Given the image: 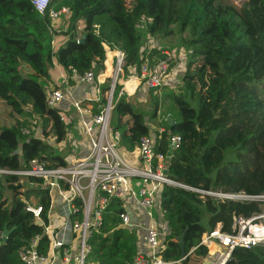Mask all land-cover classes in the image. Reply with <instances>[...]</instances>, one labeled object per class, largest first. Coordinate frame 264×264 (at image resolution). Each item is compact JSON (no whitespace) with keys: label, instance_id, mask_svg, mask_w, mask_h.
Masks as SVG:
<instances>
[{"label":"trees","instance_id":"trees-1","mask_svg":"<svg viewBox=\"0 0 264 264\" xmlns=\"http://www.w3.org/2000/svg\"><path fill=\"white\" fill-rule=\"evenodd\" d=\"M218 1L136 0L129 7L127 0H60L58 5L54 0L52 9L65 7L69 13L53 24L49 13H38L32 0H0V97L4 106L24 118L0 132V168L24 170L33 160L49 167L67 165L49 143H64L73 126L61 121L58 111L48 116L49 94L61 88L53 80L57 67L70 83L74 71L80 75L107 71L109 52L120 50L125 53L123 72L139 75L146 59L154 66L167 58L157 46L144 49L145 36L179 34L189 60L180 94L164 95L171 107L166 108L169 114H162V134L123 97L124 84H117L112 125L122 132V145L133 150L142 137L151 136L158 150L166 153L170 137L180 135L182 146L173 153L169 178L205 191L263 194L264 0H249L240 10ZM143 19L146 26L141 28ZM111 77L110 73L103 96ZM162 102L157 98L154 118ZM31 117L41 119L42 137L23 133ZM32 181L42 184L39 179ZM6 189L12 193L11 202L5 197ZM25 200L43 206L46 225L52 207L49 189L26 190L16 176L0 178V264H23L20 250L34 236L43 235L44 228L26 210ZM76 203L81 211L82 203ZM161 207L171 229L161 255L171 262L182 260L180 237L185 234L187 257L182 264L203 262L208 249L201 242L207 231L219 223L229 230L234 214L251 217L260 211L254 202L203 201L194 192L171 186L162 191ZM123 211L118 201L111 203L91 241L86 264H133L139 234L120 227ZM205 216L207 225L202 223ZM5 228L12 230L7 240ZM49 245L43 236L40 251L46 252ZM227 264H264V247L236 249Z\"/></svg>","mask_w":264,"mask_h":264},{"label":"built area","instance_id":"built-area-1","mask_svg":"<svg viewBox=\"0 0 264 264\" xmlns=\"http://www.w3.org/2000/svg\"><path fill=\"white\" fill-rule=\"evenodd\" d=\"M53 1L32 0V4L41 15L49 13L51 22L56 24L62 15L69 13V9L64 7L54 10L51 8ZM139 26L144 28L146 21L143 19ZM108 56L114 65L109 68L112 77L106 87L105 96L103 89L106 80L101 78L105 76L106 71L98 75L92 71L84 75L74 71L72 80L91 87L94 95L71 101L70 84L66 80L67 89L58 88L49 94L48 98V116L58 111L63 122L73 121L66 113L69 106L65 110L58 108L66 101L72 104L89 142L85 155L70 161L67 159L65 166L49 167L40 160H33L24 170L0 168V178H23L29 183V188L49 189L51 196L52 207L46 225L42 219L43 206L31 205L25 200L26 210L34 216L35 223L36 220L42 222L44 232L43 235L34 236L20 250L23 264H55L58 258H61L63 264H86L92 251L91 241L103 226L105 215L114 200L124 209L119 214L120 227L136 229L139 234L141 244L138 242L133 264H182L186 258L171 262L161 255L166 249L165 240L171 235L169 222L165 219V212L161 207L165 186L194 192L203 201L209 198L216 203L240 201L259 204L260 211L251 217L234 214L229 230L223 229L219 223L215 229L203 235L201 245L208 249V255L201 264H227L236 249L252 250L264 247V193L249 195L245 192L205 191L185 186L169 178L167 172L173 153L182 146L180 135L170 137L169 151L166 153L158 150V144L151 136L142 137L139 145L133 150H128L122 145V132L113 127L112 119L114 94L118 79L123 75L125 53L116 50L109 52ZM171 61L168 53L165 60L154 66L146 59L136 77L149 90L162 87L169 76ZM159 132L162 134L164 129H159ZM23 133L30 135V130L24 129ZM32 179H39L42 184L35 183ZM56 196L61 198L62 203L56 213L58 221L51 218ZM76 201L82 203L81 211ZM134 206L140 209L139 213L145 215L148 221H133L132 215L137 213L130 209ZM43 236L48 237L50 245L47 251L42 253L39 245Z\"/></svg>","mask_w":264,"mask_h":264},{"label":"rangeland","instance_id":"rangeland-1","mask_svg":"<svg viewBox=\"0 0 264 264\" xmlns=\"http://www.w3.org/2000/svg\"><path fill=\"white\" fill-rule=\"evenodd\" d=\"M248 1L249 0H221L222 3L232 6L237 10L242 9L245 3ZM55 2L56 5H58L60 0H55ZM127 3L129 7H132L136 3V0H127ZM156 46L159 47L161 50L166 51V53H168L172 58L171 70L169 72L168 78L164 82V85L157 89H153L152 90L153 92H151L148 88L144 87L143 83L139 82V78H138V83H139L138 86L137 84L130 83L128 86L127 85L124 86L122 92L123 94H126L123 97L127 98V101L132 104L136 112L142 113L146 117V123L152 128H154V130L160 128V122L163 118L162 114L163 113L169 114L166 108L171 107V101L164 98L165 97L164 95L169 96L173 92L180 94L181 87L183 84L182 80L185 75V71L187 70V63L189 60L188 49L187 47L182 45L181 36L179 34H176L171 37H162V36L153 37L149 35L145 36L143 43L144 49L150 50L155 48ZM59 48L60 47H58L57 50H59ZM111 65H113V63L112 64L110 63L109 66ZM57 69H61V68L57 67ZM61 71L63 73L62 69ZM136 74L134 72L130 74H125L123 72V75L119 77L117 84L118 85L122 83L125 84V81L130 80L132 77L137 78ZM53 80L55 83L57 84L60 83L61 86H63V82L66 81L67 78L65 74L64 77H62V75H60V72L58 70L57 74L53 75ZM91 91L92 90L90 89L89 90L90 95H91ZM118 97L119 95L116 94V99H118ZM157 98H161V99L163 98L165 104L163 102H162L163 104H160L161 112H158L157 117L154 118L153 110ZM10 113L12 114V116L10 115ZM66 113L70 116V118L74 122L73 127H71L69 131L68 137L61 145L55 143L54 141H49V143H52V145L56 148L55 150L58 154H60L61 156L65 157L70 161L85 155L86 150L89 147V142L87 137L85 136L82 122L76 116L72 104L69 105V110ZM113 118H114V114H113ZM18 120L23 121L24 120L23 116L16 114V112L12 110V107L4 106V101L0 97V132L5 128H11ZM28 120L30 121V125L28 128L30 129L31 136L42 137L43 123L41 119L38 117L37 118L31 117ZM23 129H26V127H24ZM19 179L20 182L24 185L25 189H29V183L23 178H19ZM10 196H11V192H8V190H6V197L9 198ZM10 202H11V197H10ZM130 211L139 213L140 209L137 206H134L133 208L130 209ZM207 220H208V216H205L202 220V223L204 225H207Z\"/></svg>","mask_w":264,"mask_h":264},{"label":"crops","instance_id":"crops-1","mask_svg":"<svg viewBox=\"0 0 264 264\" xmlns=\"http://www.w3.org/2000/svg\"><path fill=\"white\" fill-rule=\"evenodd\" d=\"M56 44V43H55ZM160 49V48H159ZM111 61H113V60H110V59H108V62H109V64L111 63H113V62H111ZM111 66H113V65H111ZM110 66V67H111ZM109 67V68H110ZM108 68V69H109ZM107 69V71H106V73H105V76H103L101 79H107L108 78V76H109V74L110 73H112V71L109 69L108 70ZM59 70V72H60V75H62V77H64V72L62 73V71H61V69H58ZM64 79V78H63ZM71 82H73V83H71ZM69 84H70V90H71V94H72V97H71V101L72 100H82V99H84L85 97H87V96H93L94 95V93H93V91H91V95L89 94V90L91 89V87H89L88 85H86L85 83H77V82H75V81H71ZM64 83H65V86H64ZM130 83H134V84H137V86L139 85V83H138V78H135V77H132L131 79H130V81L129 80H127V81H125V84H124V86L125 85H129ZM57 84V83H56ZM61 88H63V89H67V83H66V81H64L63 82V86H61V84L59 83L58 84ZM135 86V85H134ZM133 86V87H134ZM105 87V86H104ZM69 102L68 101H66V102H64L63 104H61L60 106H59V110H65L69 105ZM72 124L74 125V122L72 121ZM73 127V126H72ZM6 190H8V189H6ZM6 190L4 191V194H5V197H6ZM27 190V189H26ZM8 192H11L10 190H8ZM11 196H12V193H11ZM10 196V197H11ZM10 197L8 198V197H6L7 199H9L10 200ZM54 207H53V210H52V213H51V218H53V219H55L56 221H58V218H57V211H58V209H59V207H61V198L60 197H58V196H56V198H55V201H54ZM132 218H133V221L134 222H136V223H138V222H140V220L141 219H144V220H146V221H148V219L145 217V215H143L142 213L140 214V213H137L136 215L135 214H133L132 215ZM60 222V221H59ZM140 243V242H139ZM141 244V243H140ZM144 249V247L142 246V250ZM55 264H63L62 263V260H61V258H58L57 260H56V262H55Z\"/></svg>","mask_w":264,"mask_h":264},{"label":"water","instance_id":"water-1","mask_svg":"<svg viewBox=\"0 0 264 264\" xmlns=\"http://www.w3.org/2000/svg\"><path fill=\"white\" fill-rule=\"evenodd\" d=\"M85 42V36L82 38L81 40V43H84ZM168 122L170 123V125L173 124V119L171 117L168 118ZM21 151V148L17 151V153H20ZM36 224L41 226L42 225V222L39 221V220H36ZM12 230H8L7 228H5V231H4V240H7V238L9 237V235L11 234ZM180 243H181V246H182V257L183 258H186L187 257V254H186V251H185V234H183L181 237H180Z\"/></svg>","mask_w":264,"mask_h":264},{"label":"bare ground","instance_id":"bare-ground-1","mask_svg":"<svg viewBox=\"0 0 264 264\" xmlns=\"http://www.w3.org/2000/svg\"><path fill=\"white\" fill-rule=\"evenodd\" d=\"M212 249H214V248H212Z\"/></svg>","mask_w":264,"mask_h":264}]
</instances>
